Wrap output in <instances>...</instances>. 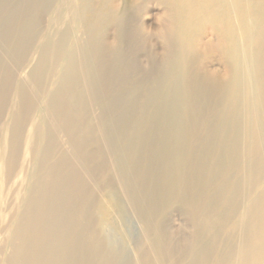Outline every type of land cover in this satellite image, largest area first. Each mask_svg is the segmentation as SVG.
I'll return each mask as SVG.
<instances>
[{"label": "bare ground", "instance_id": "1", "mask_svg": "<svg viewBox=\"0 0 264 264\" xmlns=\"http://www.w3.org/2000/svg\"><path fill=\"white\" fill-rule=\"evenodd\" d=\"M5 1L0 117L13 103L0 118V264H264V0ZM127 37L166 56L154 79L119 88ZM95 104L108 119L89 138L101 160L92 177L81 123ZM175 213L193 234L177 260Z\"/></svg>", "mask_w": 264, "mask_h": 264}, {"label": "rangeland", "instance_id": "2", "mask_svg": "<svg viewBox=\"0 0 264 264\" xmlns=\"http://www.w3.org/2000/svg\"><path fill=\"white\" fill-rule=\"evenodd\" d=\"M28 1L29 0H10V1L7 0L5 2H6V5L9 3V4H20L22 6H25V5H27ZM160 13H161V8L151 4L148 8L147 13H146L147 16L145 15V21L151 25L156 26L155 23L157 20H155V19H156V17H158V15ZM156 14H157V16H156ZM47 23H48V14L46 12H44V13H41L39 16L36 17V20H35L36 25L32 24V25H35V26H32V29H33V32L35 34L37 41L43 37V35L41 34L42 32H40V31H44V29L47 28V26H46V25H48ZM40 27H41V29H40ZM37 31L40 33H38ZM113 33H114V31H113V29H111L108 34L111 37V36H113ZM129 38L130 37H127L126 43H125L126 45L122 49V51H123L122 52V54H123L122 60H121V63L119 64V66L117 68L118 73L122 79L121 80L117 79L116 82L113 81V85L117 86V87L126 84V82H129V84L133 83L135 85H141L147 81L154 79L159 74L160 70L162 69L161 63L163 62V59L166 56V53L162 54V52H160L161 50H156L157 48L155 49L154 47H152L150 45V42L147 45V47H145L142 50L138 47V45L136 44L135 40H133V38H132V40H130ZM152 42L155 44L157 42L159 45H162L160 41L156 40V37H153ZM20 50L22 51L23 49L20 48ZM21 51H20V53H21ZM14 54L16 56H18V53H14ZM20 56H21V54H20ZM34 57H35V50L31 49V50H29L25 59H23L22 62H20L21 60L19 61V65L21 67L19 68V72L17 73V76L15 75V80L18 81L22 77H24L28 74L30 69L25 68L26 67L25 62L26 61H29V62L33 61L35 59ZM211 57L213 60H209L210 62L208 61V65L210 67H213L214 69H218V72L223 73L225 68H226L225 62L222 61V59L220 58V56L218 54H213V55H211ZM30 59H31V61H30ZM211 64L214 66H211ZM222 65H224V66L222 67ZM24 71H25V73H24ZM110 82L112 83V80ZM11 95L12 94H10L6 98L7 101L5 102V106H4V109L2 111L3 113H1L4 116L0 117L2 120L4 119V117H7L8 109L11 107V105L13 103V97ZM104 102H106V103H104ZM106 104H107V106H106ZM99 105L100 104H97V105L95 104L93 106V108L91 109V111L86 114L87 119H85L84 124L81 123V125H83V128H84L83 131H86L85 133L88 135L87 136L85 134L88 137L86 148H89L86 150H87V155H89L91 160H92V161H90V165H88V166H90L92 168L91 173L96 171L94 174H92L93 175L92 177H96V173L98 175L99 170L96 168V165L98 166L101 163V160H100V155H98V153H97V156L95 158H96V160L99 159L100 161L98 160L97 162H94L95 158L91 157V155H92L91 153L95 152L99 148V144L98 143L96 144L91 139L95 138V139H97V141L99 140V135L97 133H99V129L102 127V125H103L102 129L105 130L104 129L105 121L103 122L102 120L108 119V118H106L108 116H106L107 114L102 113L103 107L107 110L108 109L110 110V108H109L110 104L107 103L106 100L103 101V103H102V109L100 107L101 105L100 106ZM97 106L100 108H98ZM93 111H95V112H93ZM100 113H102L101 116H100ZM89 118L92 120L91 123H88V121L90 120ZM96 119H98L99 122L96 121ZM86 125H88L89 127ZM94 126H95V129H94ZM97 126H98V128H97ZM86 127H88V128H86ZM92 128H93V131L95 133L91 132V134H90L88 129L92 130ZM89 138H91V139H89ZM92 144H93V147H92ZM95 146L97 149L95 148ZM21 155H22V152H21ZM91 162L94 163L95 170L93 169V167H92L93 163L91 164ZM23 165H24V168H27V169L30 168V166H31V164L28 161L23 162ZM11 189H13V190H11ZM20 189H21V182H20V178H18V177L14 178L12 180V182H10L7 185V191H8L7 196H8V198L6 199V202H5V205H7L5 210H7V211L11 210L10 208L13 206V203H14V200H13L14 196ZM168 234H169V236H168V241H167V247H168L169 257L173 260L181 259L185 255L186 249L190 245L191 240L193 239L191 227H190V224H189V221L187 220V218L184 215H182L180 217V215H176V213L173 214L172 215V221H170V224H169ZM0 238L3 239V235H2L1 231H0Z\"/></svg>", "mask_w": 264, "mask_h": 264}]
</instances>
